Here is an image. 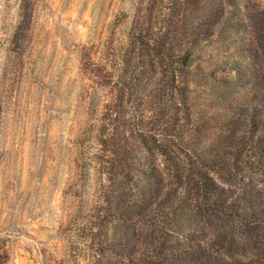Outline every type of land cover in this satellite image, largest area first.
I'll return each instance as SVG.
<instances>
[{
    "label": "rangeland",
    "instance_id": "rangeland-1",
    "mask_svg": "<svg viewBox=\"0 0 264 264\" xmlns=\"http://www.w3.org/2000/svg\"><path fill=\"white\" fill-rule=\"evenodd\" d=\"M174 1L0 0V264H148L147 233L125 221L118 181L136 192L145 172L175 169L160 156L151 169L152 135L175 143V159L183 153L182 92L184 134L199 147L264 94V0H221L220 26L199 25L197 40L177 27L176 53H191L182 68L181 56H168L178 69L171 77L151 69L147 47ZM171 85L174 96H163ZM113 125L126 126L125 162L105 161Z\"/></svg>",
    "mask_w": 264,
    "mask_h": 264
},
{
    "label": "trees",
    "instance_id": "trees-1",
    "mask_svg": "<svg viewBox=\"0 0 264 264\" xmlns=\"http://www.w3.org/2000/svg\"><path fill=\"white\" fill-rule=\"evenodd\" d=\"M188 6L200 8V12L187 13ZM172 7L175 8L166 20L165 29L153 30L155 37L151 39L147 35L152 42L147 49L156 57V61H150L151 69L156 72L161 68L164 74L175 77L178 69L166 59L181 56L182 68L191 53L190 47L176 53L177 27L197 40L198 26L217 28L220 21L216 19L226 9L221 0H175ZM218 8L222 9L216 13ZM222 24L224 21L221 34ZM253 57H257L256 53ZM130 59L127 57L123 62L126 76L130 72ZM169 87L172 91H163V96L168 93L174 96V86ZM164 88L168 89L166 85ZM181 95L176 102L180 105L177 111L182 121L178 145L184 149L183 153L175 159V143L166 139L165 134L164 138H158L163 136L160 132L152 135L158 143L156 155L150 161L151 169H156L159 156L165 162L175 161V169L172 173L145 172L146 181L136 192L124 181H118L119 209L122 215H128L125 221L136 224L140 233H147V245L151 248L144 261L148 264H155L159 259L163 260L162 264H264V94L261 97L254 94L244 100L240 113L228 114L202 147L193 134L187 137L184 134L190 112L188 95L183 92ZM111 103L116 110L115 99ZM167 112L168 109L162 114ZM199 119H203L202 115ZM126 132L125 125L121 130L113 125L105 131L113 156L107 155L105 161L129 159L131 151ZM161 238L163 242H159ZM155 242L158 245L154 246ZM169 247H175L176 252L168 253Z\"/></svg>",
    "mask_w": 264,
    "mask_h": 264
}]
</instances>
